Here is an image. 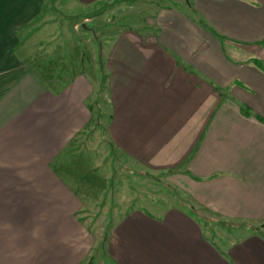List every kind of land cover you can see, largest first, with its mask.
Segmentation results:
<instances>
[{"label": "crops", "instance_id": "0c3cea01", "mask_svg": "<svg viewBox=\"0 0 264 264\" xmlns=\"http://www.w3.org/2000/svg\"><path fill=\"white\" fill-rule=\"evenodd\" d=\"M181 2L122 30L93 65L72 51L30 58L50 27L44 0H0V264L92 262L80 170L64 161L102 80L118 153L262 230L220 247L183 209H135L106 241L112 264H264V0Z\"/></svg>", "mask_w": 264, "mask_h": 264}, {"label": "rangeland", "instance_id": "374dc122", "mask_svg": "<svg viewBox=\"0 0 264 264\" xmlns=\"http://www.w3.org/2000/svg\"><path fill=\"white\" fill-rule=\"evenodd\" d=\"M181 5V0H99L88 6L74 0H44L42 21L50 27L44 26L38 33H45V39L31 49L30 58L48 50H63L94 65L101 58L103 46L122 30L144 28L158 8ZM92 94L97 110L92 114L91 128L74 138L71 158L64 161L66 166L80 170L79 174L76 171V183L81 186L79 193L87 207L86 214H81L94 243L90 264H112L105 252L106 241L115 221L135 209L156 214L170 208L183 209L220 247L249 233L262 232L256 224L230 221L199 207L175 185L169 172L145 170L118 153L105 135L107 93L100 88Z\"/></svg>", "mask_w": 264, "mask_h": 264}, {"label": "trees", "instance_id": "16d2710c", "mask_svg": "<svg viewBox=\"0 0 264 264\" xmlns=\"http://www.w3.org/2000/svg\"><path fill=\"white\" fill-rule=\"evenodd\" d=\"M98 63H99V62H98ZM102 82H103V80L101 81V87L99 86L98 91H100V88H103V86H102ZM103 89H104V88H103ZM94 100H95V99H94ZM92 107H93V114H95V112H96V110H97V103L93 101V103H92ZM94 119H95V118H94ZM96 123H97V118H96Z\"/></svg>", "mask_w": 264, "mask_h": 264}]
</instances>
